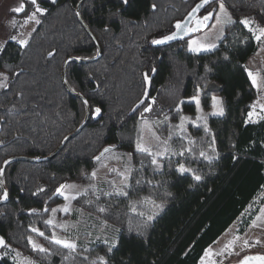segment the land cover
I'll return each mask as SVG.
<instances>
[{
	"label": "trees",
	"instance_id": "obj_1",
	"mask_svg": "<svg viewBox=\"0 0 264 264\" xmlns=\"http://www.w3.org/2000/svg\"><path fill=\"white\" fill-rule=\"evenodd\" d=\"M77 1L24 0L17 14L25 17L36 5L43 10L39 22L23 45L8 40L0 49V73L5 75L0 87V166L15 155L50 154L85 117L84 103L67 93L60 78L67 57L97 53L76 19ZM199 1L81 4L80 16L101 44L102 55L94 62L68 64L66 80L88 101L90 118L51 160L7 164L3 184L9 198L0 206V264H18L9 249L39 264H198L233 223H238L237 234L245 232L264 204V118H247L256 91L246 63L259 45L243 21L264 29V0H214L203 8L197 18L218 4L230 18L213 50H186L184 43L194 29L183 39L154 45ZM146 82L147 97L133 110ZM197 93L205 110L217 94L222 113L190 125L186 140L174 136L160 162L146 152L134 159L122 193L109 205L100 204V217L107 222L105 239L71 251L46 235L41 238L44 250L31 247L32 227L47 230L46 216L61 201L64 184L84 180L105 147L135 152L141 115H193L195 103L187 99Z\"/></svg>",
	"mask_w": 264,
	"mask_h": 264
},
{
	"label": "rangeland",
	"instance_id": "obj_2",
	"mask_svg": "<svg viewBox=\"0 0 264 264\" xmlns=\"http://www.w3.org/2000/svg\"><path fill=\"white\" fill-rule=\"evenodd\" d=\"M34 4L35 2L32 3ZM23 7L24 0H0V49L8 40H15L23 45L39 22L42 8L35 5L34 11L23 17L17 14ZM198 18L194 33L184 46L191 52L213 50L224 35L225 25L230 22L227 10L222 4H218L211 13ZM243 24L251 30L259 45L255 56L246 63L248 75L256 91L247 118L256 121L264 118V29L246 20ZM3 85L5 75L0 73V87ZM187 100L195 103L193 115L180 111L174 120L168 116L146 118L141 115L134 141L135 152L108 146L110 149L98 158L95 168L84 180L64 184L59 190L61 201L53 204L46 216L47 230L32 227L34 234L28 237L31 247L34 250H44L46 245L41 238L46 235L49 241L71 251H78L80 247L87 249L86 246L97 238L105 239L108 229L106 220L100 217V204L109 205L112 197L122 193L134 170V159L146 152L153 162H160L171 150V139L174 136L186 140L190 125L201 124L209 116L222 113V102L217 94H213L208 110L202 108L199 93ZM144 202L153 207L157 206L152 200ZM237 227L238 223L235 222L228 228L206 254L202 264H228L252 251H260L250 248L248 235L237 234ZM2 245L3 240L0 239V246ZM9 254L18 264H39L21 251L9 249Z\"/></svg>",
	"mask_w": 264,
	"mask_h": 264
},
{
	"label": "water",
	"instance_id": "obj_3",
	"mask_svg": "<svg viewBox=\"0 0 264 264\" xmlns=\"http://www.w3.org/2000/svg\"><path fill=\"white\" fill-rule=\"evenodd\" d=\"M84 1L85 0H78L77 1L76 5L74 7V13H75L77 21L82 25L83 29L87 32V34L90 36L93 43L95 44V46L97 48V53L94 56L88 57V58H81V57H74V56L67 57L63 61L62 66H61L60 78H61V82H62L65 90L67 91V93L74 96V97L81 99L82 102L84 103L85 109H86L85 117H84L83 121L71 133L67 134L66 136H64L61 139L60 143L57 145V147L50 154H48L46 156H38V157H28V156H22V155H15V156H11V157L6 158L2 162V164L0 166V192H1V194H0V206L7 203L8 198H9L8 192H7V190L3 184V174H4V171H5L8 163H10L12 161H26V162H31V163H38V162H44V161L51 160L60 152V150L64 147V145L67 143L68 140L75 137L82 130V128L85 126V124L87 123V121L90 118V106L88 104V101L84 98V96L81 93H78V92L72 90L70 88V86L68 85L67 80H66V68H67L68 64H70V63L84 64V63L94 62V61L98 60L102 55L101 44L99 43V41L96 38V36L94 35V33L90 30V28L83 22V20L80 16L79 9H80L81 4ZM212 1H214V0H201V1H199L187 13V15L176 25L173 32H171L170 34H168L165 37H162V38L154 41V45H165V44L171 43L173 41L183 39L188 34H190V32L193 29H195L196 24L199 21V18H197V15L199 14V12L203 8H205ZM148 88H149L148 82H146L145 92H144L142 98L140 99V101L135 105L133 110H136L144 102V100L146 99L147 94H148ZM109 149H110V147L103 148L101 150V152L98 154L97 158H99L101 155H103ZM228 264H264V254L258 253V252L248 253V254L244 255L242 258H240L238 261L228 263Z\"/></svg>",
	"mask_w": 264,
	"mask_h": 264
},
{
	"label": "crops",
	"instance_id": "obj_4",
	"mask_svg": "<svg viewBox=\"0 0 264 264\" xmlns=\"http://www.w3.org/2000/svg\"><path fill=\"white\" fill-rule=\"evenodd\" d=\"M225 232L223 234H225ZM223 234L216 240L214 244L206 248L198 264H202V261L206 254L218 242V240L223 236ZM241 235H248V243L250 244V248L259 249L260 251L256 252L264 254V204L261 206L260 210L255 215L245 232Z\"/></svg>",
	"mask_w": 264,
	"mask_h": 264
}]
</instances>
